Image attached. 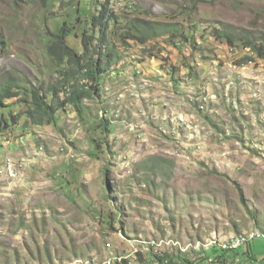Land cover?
Here are the masks:
<instances>
[{"label": "rangeland", "instance_id": "obj_1", "mask_svg": "<svg viewBox=\"0 0 264 264\" xmlns=\"http://www.w3.org/2000/svg\"><path fill=\"white\" fill-rule=\"evenodd\" d=\"M49 1L0 0V84L9 76L26 84L0 108V264L193 259L255 236L260 262L264 59L246 62L249 48L214 31L258 45L264 0H110L122 17L108 24L111 44L92 47L118 61L96 87L79 81L92 93L80 111L48 95L59 102L55 121L35 125L30 89L61 79L46 55L55 25L65 22L80 55L102 9V0ZM134 17L169 22L186 37L142 45L111 35Z\"/></svg>", "mask_w": 264, "mask_h": 264}, {"label": "trees", "instance_id": "obj_2", "mask_svg": "<svg viewBox=\"0 0 264 264\" xmlns=\"http://www.w3.org/2000/svg\"><path fill=\"white\" fill-rule=\"evenodd\" d=\"M40 1L43 2L44 6L50 4L49 0ZM109 1L102 0L100 2L102 5L101 11L97 15L89 16L92 18L90 30L89 32H84V36L81 39L84 52H81L80 55L72 43H66V39L71 36V30L66 28L65 22L55 25L58 28L50 34L51 41L47 43L46 55L53 65L59 69L61 79L58 82V86L46 88L43 93L38 88L30 89V99L28 100L26 115L35 125L53 123L55 121L54 113L59 107V102L57 104L47 103L48 95L52 98H58L62 94L65 96L62 104H70L77 111H80L82 100L90 98L92 93L91 87L86 89L84 86L79 85V81H91L95 85L94 87H96L101 72L107 66L118 61V58H114L111 52L104 51L101 54L102 50L97 52L92 47L98 46L102 49V47L110 45L111 41L107 35L110 28L108 24L110 21L115 20L116 22L122 17L113 16L108 10ZM66 9L69 10L70 6L64 8V10ZM125 21L124 28L112 27L111 35L113 34V30H115L118 37L121 36L123 40L135 41L142 45L156 38H166L169 39V42H175L176 39L180 40L181 37H186L184 34L181 35L173 24L169 22H160L141 17L127 18ZM120 30L121 32L119 33ZM214 34L216 38L220 40L224 39L228 46H234L238 43L244 48H249L255 57L247 58L246 62H251L256 58L264 59V38L260 39V43L257 45V40L255 42L251 36L244 38L220 30H215ZM113 37L115 38L116 36L113 35ZM104 63L106 64L105 67L102 65ZM23 87H26L25 82L19 81L14 76H9L3 84H0V108L5 107L3 100L17 98L18 93L16 89ZM257 239L260 238L248 241L244 250L241 249L242 246L239 249L227 250L212 248L208 251H200L193 259H189L188 257L175 259L166 253L159 255L148 253L146 260L141 261L142 263L140 264H264V257L260 259V262L257 259L259 258V253L255 252L253 245V242ZM237 258L238 260H236Z\"/></svg>", "mask_w": 264, "mask_h": 264}, {"label": "bare ground", "instance_id": "obj_3", "mask_svg": "<svg viewBox=\"0 0 264 264\" xmlns=\"http://www.w3.org/2000/svg\"><path fill=\"white\" fill-rule=\"evenodd\" d=\"M243 244H247V241L244 239H236L228 248L224 247V249H236L243 246Z\"/></svg>", "mask_w": 264, "mask_h": 264}, {"label": "clouds", "instance_id": "obj_4", "mask_svg": "<svg viewBox=\"0 0 264 264\" xmlns=\"http://www.w3.org/2000/svg\"><path fill=\"white\" fill-rule=\"evenodd\" d=\"M255 238H258V237L255 236L253 239H255ZM253 239H252V240H253ZM244 247H245V246H244Z\"/></svg>", "mask_w": 264, "mask_h": 264}, {"label": "built area", "instance_id": "obj_5", "mask_svg": "<svg viewBox=\"0 0 264 264\" xmlns=\"http://www.w3.org/2000/svg\"><path fill=\"white\" fill-rule=\"evenodd\" d=\"M256 237H258V236H256ZM246 244H243V247L245 246Z\"/></svg>", "mask_w": 264, "mask_h": 264}]
</instances>
